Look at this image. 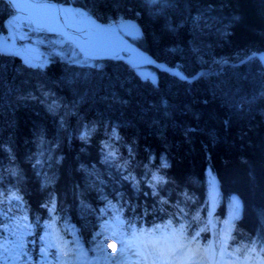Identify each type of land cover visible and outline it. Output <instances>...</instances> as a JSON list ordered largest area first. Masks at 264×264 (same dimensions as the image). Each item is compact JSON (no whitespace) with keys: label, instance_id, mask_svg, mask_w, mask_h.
<instances>
[{"label":"trees","instance_id":"obj_1","mask_svg":"<svg viewBox=\"0 0 264 264\" xmlns=\"http://www.w3.org/2000/svg\"><path fill=\"white\" fill-rule=\"evenodd\" d=\"M61 1L103 22L137 19L140 44L188 74L215 69L153 84L122 61L32 68L0 53V236L25 222L37 260L54 220L91 246L109 219L139 226L164 212L203 235L231 217L227 234L263 247L264 68L219 65L264 50V0ZM12 13L0 0V31Z\"/></svg>","mask_w":264,"mask_h":264},{"label":"rangeland","instance_id":"obj_2","mask_svg":"<svg viewBox=\"0 0 264 264\" xmlns=\"http://www.w3.org/2000/svg\"><path fill=\"white\" fill-rule=\"evenodd\" d=\"M74 20L82 22L85 18L74 11L71 12ZM96 18L100 19L98 16ZM101 20V19H100ZM114 22L113 20L106 23ZM11 29V35L20 46L21 57L31 64L38 65L39 62H48L53 58L84 64H101V60L87 59L82 56L77 49L61 34L50 31V27H41L20 15H12L7 23ZM133 40L139 42V37L131 36ZM48 64V63H44ZM236 201V200H235ZM237 204V202H235ZM238 209L239 205H235ZM121 220L106 224L101 231L100 238L95 239V244L88 251L75 238L62 240L57 236L55 228H52V238L48 239L57 248L55 253L56 262L49 260V255H45L43 264H147L144 258H139L138 246H133V241L124 242L121 233L116 234L109 230L111 224H119ZM27 228L16 227L9 237L0 240V264H30L22 261L23 257V234ZM72 243H70V242ZM135 245V244H134ZM49 254V253H46ZM203 259H196L192 264H201Z\"/></svg>","mask_w":264,"mask_h":264},{"label":"water","instance_id":"obj_3","mask_svg":"<svg viewBox=\"0 0 264 264\" xmlns=\"http://www.w3.org/2000/svg\"><path fill=\"white\" fill-rule=\"evenodd\" d=\"M9 3V5L13 8L15 12V8L11 2V0H5ZM31 4H42L49 12L52 13L53 17L56 20H59V23H61L66 30V34L64 36L75 46L77 51L89 59H113L118 61H123L126 64H128L135 74L140 77L142 80H149L152 83H156L158 80V76L155 73L150 72L146 68H140V66H151L156 68L157 70L161 72H166L168 74H171L173 76H176L179 79L184 80L186 78V75L180 70L178 67L169 65L165 61H161L154 57L152 54H150L145 49H142L137 44H135L130 37L136 36V35H142L143 34V27L140 24V22L131 17H127L118 21L106 23L101 21L100 19H97L93 16H90L88 12L78 6H75L73 4H63L61 2H58L56 0H25ZM68 9H72L75 12L83 15L88 20H93L97 22L101 26V28H95L93 29L95 32H102V31H110L112 33H115V36H117L121 41V46L117 48H102L97 46L96 44L91 42L82 44L80 43V37H82L81 33L87 30L86 28L78 29L77 22H74L68 13ZM61 13L64 14L65 18L62 17ZM28 20H30L26 14H24ZM60 17H62L63 21L60 20ZM4 37L2 34H0V52L5 55H17L18 50L13 43L12 40L8 41L9 33L5 34ZM253 57H258L260 61L264 65V51L260 52H253L249 55H247L244 58H241L238 61H229L225 62L227 64L231 65H241L248 61L249 59ZM223 64V63H222ZM29 66L35 67V65H32L30 63H27ZM224 65V64H223ZM44 67V65H42ZM207 71L202 70L194 75H191V77H197L201 76L203 72ZM186 80V79H185Z\"/></svg>","mask_w":264,"mask_h":264},{"label":"bare ground","instance_id":"obj_4","mask_svg":"<svg viewBox=\"0 0 264 264\" xmlns=\"http://www.w3.org/2000/svg\"><path fill=\"white\" fill-rule=\"evenodd\" d=\"M11 2L13 4L14 8H15V12H14L13 8L10 6L12 11H13L12 15H20V16H23V17L26 18V16L24 15V14H26L27 17L31 20V22L35 23L36 25L41 26V27H50L52 29V31L54 30L53 32L61 34L62 36H64V34H66V30L63 28L64 26L61 23H59V20H56L53 17L52 13L49 12L47 10V8H45L42 4H31L28 1L26 3L25 0H11ZM71 11H72V9H70V10L68 9L69 16L74 22H76L71 16ZM61 15H62L63 18H65L63 13H61ZM10 17H8V19ZM62 17H60L61 21H63ZM77 25L79 27L78 29H81V28H86L87 29V30H85L84 32L81 33L82 37H80V43H82V44L90 43V41L96 44V41H97L96 45L99 46V47H102V48H109V47L110 48H117V47L121 46V44H122V41L117 36H115V33H112L110 31H105V30L102 31V32H95L93 29L101 28V26L99 24H97V22H95L93 20L90 21L87 18H85L82 22H78L77 21ZM7 33H9L8 41L12 40L13 43L15 44L17 50H18L17 52L21 53L22 51H20V46H19L18 42L16 40H14L13 36L11 35V29L8 27V32H6L5 30L4 31H0V34H2L4 37L6 36L5 34H7ZM142 35L140 37H142ZM131 40L135 44H137L139 47H141L142 49H145L150 54H152L142 44H140L139 42H136L132 38H131ZM256 52H260V51H256ZM251 53H253V52H251ZM251 53H249V54H251ZM1 54H3V53H1ZM10 55L13 56V54H10ZM246 56H244V57H246ZM253 58H257L260 61V59L258 57H253ZM251 59H249V60H251ZM101 60H103V62H104L105 60H110V59L105 58V59H101ZM50 61L44 62V63H50ZM161 61H165V60H161ZM165 62L168 63L169 65H172V64H170L167 61H165ZM225 62H229V61H227V60L222 61L223 64H227ZM222 63L219 65L220 67H222V65H223ZM260 63L262 64V66L264 68L263 63L261 61H260ZM145 67H147V66H140V68H145ZM205 69L207 71L201 73L202 75L210 73L215 68H213V67H211V68H200V69H198L196 72H194L192 74H188V73H186L185 71H183L181 69L182 72L186 75V78H185L186 80L185 79L184 80L180 79V80L183 81V82H188L190 84H198L200 76H197L195 78V77H191V75H194L195 73H197L199 71H202V70H205ZM154 72H155L156 75H159V73L161 71H159L156 68H154Z\"/></svg>","mask_w":264,"mask_h":264},{"label":"snow or ice","instance_id":"obj_5","mask_svg":"<svg viewBox=\"0 0 264 264\" xmlns=\"http://www.w3.org/2000/svg\"><path fill=\"white\" fill-rule=\"evenodd\" d=\"M188 249L179 242L171 244L154 243L151 249L153 264H177L180 257L187 255Z\"/></svg>","mask_w":264,"mask_h":264},{"label":"flooded vegetation","instance_id":"obj_6","mask_svg":"<svg viewBox=\"0 0 264 264\" xmlns=\"http://www.w3.org/2000/svg\"><path fill=\"white\" fill-rule=\"evenodd\" d=\"M5 31L8 32L7 26L5 25ZM40 63V62H39Z\"/></svg>","mask_w":264,"mask_h":264}]
</instances>
